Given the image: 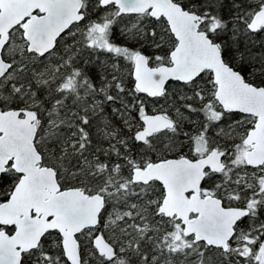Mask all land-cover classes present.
I'll list each match as a JSON object with an SVG mask.
<instances>
[{
	"label": "snow or ice",
	"instance_id": "snow-or-ice-1",
	"mask_svg": "<svg viewBox=\"0 0 264 264\" xmlns=\"http://www.w3.org/2000/svg\"><path fill=\"white\" fill-rule=\"evenodd\" d=\"M0 264H264V0H0Z\"/></svg>",
	"mask_w": 264,
	"mask_h": 264
},
{
	"label": "trees",
	"instance_id": "trees-1",
	"mask_svg": "<svg viewBox=\"0 0 264 264\" xmlns=\"http://www.w3.org/2000/svg\"><path fill=\"white\" fill-rule=\"evenodd\" d=\"M115 39L117 40V42H122V38L119 36V33L117 32ZM152 106L151 103L149 104V111L151 110Z\"/></svg>",
	"mask_w": 264,
	"mask_h": 264
},
{
	"label": "water",
	"instance_id": "water-1",
	"mask_svg": "<svg viewBox=\"0 0 264 264\" xmlns=\"http://www.w3.org/2000/svg\"><path fill=\"white\" fill-rule=\"evenodd\" d=\"M150 112H151V110H150Z\"/></svg>",
	"mask_w": 264,
	"mask_h": 264
}]
</instances>
